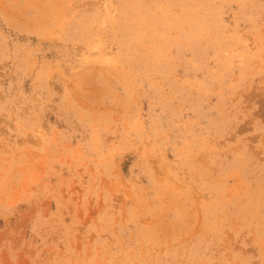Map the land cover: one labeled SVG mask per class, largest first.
<instances>
[{"label": "rangeland", "instance_id": "obj_1", "mask_svg": "<svg viewBox=\"0 0 264 264\" xmlns=\"http://www.w3.org/2000/svg\"><path fill=\"white\" fill-rule=\"evenodd\" d=\"M0 264H264V0H0Z\"/></svg>", "mask_w": 264, "mask_h": 264}]
</instances>
